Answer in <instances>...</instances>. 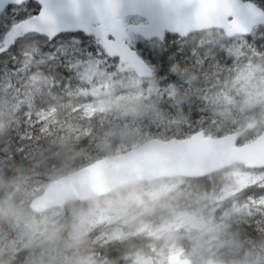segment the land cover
Returning a JSON list of instances; mask_svg holds the SVG:
<instances>
[{
  "label": "trees",
  "instance_id": "1",
  "mask_svg": "<svg viewBox=\"0 0 264 264\" xmlns=\"http://www.w3.org/2000/svg\"><path fill=\"white\" fill-rule=\"evenodd\" d=\"M250 1L264 9V0ZM37 7L28 3L17 20L35 14ZM0 19L4 24L6 18ZM69 37L82 42L65 46L60 38L55 39L51 42L56 47L52 56H48L50 44L39 36H33L36 44L24 50L15 45L6 53L0 52V174L5 182L23 184L30 194L39 195L50 181L152 138L185 139L200 130L220 137L256 122L239 139L245 143L264 129V104L254 108L242 104L246 95L260 94L261 81L254 74L238 81L237 89L226 96L208 95L191 80L205 71L215 73L220 83L229 82L247 74L250 63L264 67V26L248 36L218 42L205 36L198 44L199 38L176 45L175 39L165 37L150 41L140 54L135 46L151 66V78H138L126 65L109 58L94 39ZM233 43L235 50H231ZM24 55L29 59L26 64L21 60ZM37 73L41 80L32 85L31 77ZM133 106L140 109L138 114L130 113ZM125 127L137 130L141 140L122 142L108 136L110 129ZM103 141H110L114 151L102 149ZM231 170L264 172L234 165L202 178L142 181L135 191L146 204H153L155 199L149 194L164 182H180L159 198L169 204L168 208H137L132 218H119L106 206L97 209L90 219L100 214L111 217L90 228L83 254L90 264H135L134 255L149 257L152 247L161 241L136 229L143 224L159 228L183 214L219 223L222 244L212 248L213 254L207 252L200 260L202 264L207 259L225 264H264V177L222 199L224 190L237 187ZM2 198L5 194L0 191ZM82 204L88 207L87 202ZM55 211L56 218L67 219L66 208ZM115 230L121 233L110 238ZM19 248L15 233L0 231V260L23 264L29 253ZM204 251L185 249L183 253L193 264V257Z\"/></svg>",
  "mask_w": 264,
  "mask_h": 264
},
{
  "label": "water",
  "instance_id": "2",
  "mask_svg": "<svg viewBox=\"0 0 264 264\" xmlns=\"http://www.w3.org/2000/svg\"><path fill=\"white\" fill-rule=\"evenodd\" d=\"M27 1V0H23ZM40 11L23 21L10 26L3 35V44L14 45L22 35L37 33L49 40L65 33L82 32L93 36L111 58H118L138 77L150 78L151 67L125 42L127 32L144 40L162 39L166 33L185 37L203 29H221L227 37L249 35L254 27L264 26V10L251 1L244 0H118L120 27L111 38L113 30L102 21L96 12L94 0H80L79 13L72 11L69 0H33ZM22 2V3H23ZM21 4L16 0H0V13L8 5ZM47 8L53 24L40 22L39 14ZM138 16L146 21L139 25H125V18ZM222 137L206 136L198 131L190 137L162 141L151 139L127 152L104 157L73 173L49 182L40 195L47 196L48 189L57 186L71 187L76 183H90L98 190L106 188L108 169L127 168L138 176L161 178H202L210 173L243 164L246 168H264V130L254 140L237 145L247 129ZM149 181V180H145ZM181 252L167 256L166 264H191L181 257ZM205 264H225L209 259Z\"/></svg>",
  "mask_w": 264,
  "mask_h": 264
},
{
  "label": "clouds",
  "instance_id": "3",
  "mask_svg": "<svg viewBox=\"0 0 264 264\" xmlns=\"http://www.w3.org/2000/svg\"><path fill=\"white\" fill-rule=\"evenodd\" d=\"M242 104L254 108L257 104H264V96L259 93L246 95ZM129 111L138 114L140 109L133 106ZM108 136L132 143L142 138L137 130L126 127L110 129ZM101 147L109 153L114 151L110 141L101 142ZM67 154L65 146V156ZM106 178L104 190H98L90 183H76L67 188L57 186L48 189L47 196L41 197L35 192L30 194V190L18 181L5 182L0 174V191L5 194V198L0 199V231L15 233L20 242L18 251L29 253L23 264H90L88 256L83 253L88 247L90 217L100 207L106 206L127 218H132L137 208L151 211L155 206L169 207L160 199L146 204L135 191L143 180L150 181V176L141 177L121 168L108 169ZM39 191H45V188ZM82 202H87L86 209ZM64 208L68 211L67 219L56 218L58 213L55 210ZM235 243L238 248L240 241ZM37 248L39 252H36ZM0 264H5V261L0 260Z\"/></svg>",
  "mask_w": 264,
  "mask_h": 264
},
{
  "label": "rangeland",
  "instance_id": "4",
  "mask_svg": "<svg viewBox=\"0 0 264 264\" xmlns=\"http://www.w3.org/2000/svg\"><path fill=\"white\" fill-rule=\"evenodd\" d=\"M21 11V8H11L9 12L3 16L6 18L4 20V24H2L3 20L0 19V52L6 53L8 51V48L3 46L1 43L2 35L10 24L17 21L18 17L22 14ZM205 36L210 39L216 40L217 42L219 39L225 38V34L222 30L214 29L199 36V39L197 40L196 44H198L202 39L204 40ZM60 40L62 44H65V46H68L69 44L74 45L77 44V42H82L79 39H73L72 37L68 36L62 37L60 38ZM127 42L128 45L132 46L134 49L136 46L138 53L139 50L145 51V49L150 45V43H152L148 41H143L137 37L132 36L128 39ZM174 43L176 45H179V43L182 45L188 43V41H180L175 39ZM35 44L36 43L33 39V35H26L17 44V47H19L21 50H24L27 47H31ZM49 44L50 48H48V56H52L54 54L53 51L56 47H54L51 43ZM235 48L236 44L234 45L233 43L231 50H235ZM21 60L25 64L29 61L26 55L22 56ZM246 68H248L246 70L247 74L242 75L240 77H236L229 82L225 80L220 83L218 78L215 77V73L210 75L209 72L205 71H202V73L197 74V76H193L191 80L193 81V83H195L194 87L204 89V91H206L208 95H216L220 93L221 96H226L232 89L233 91L237 89L236 84L238 81L248 76L249 74H254L255 79L261 81L260 96H264V67L258 64L250 63L248 64V66H246ZM204 76L207 77L203 78ZM40 80L41 76H39V73L34 74L31 77V84L35 85ZM262 122L264 123V117ZM231 172L233 173V175H235L237 187L236 190L233 191L227 189L224 190L222 194V199L229 197L234 192L244 188L248 184L260 181L264 177L263 171H258L257 173H240L235 170H231ZM179 182L180 181H173L170 183L164 182L159 188L155 189L149 194V198H151L152 200L159 199L162 194L177 186ZM110 217L111 216L109 214H100L90 219V228L96 226L99 223L108 221ZM122 217L124 216H121L119 218ZM218 225L219 223H213L212 219H204L200 217H193L192 215L183 214L177 216L173 221L159 228H152L151 226L145 224L140 225V227L136 229L137 231L144 232L145 234L158 238L161 241L159 242V245L152 247V254L149 257H145L139 254L134 255L133 257L135 258V264H166V257L168 254H173L178 251H182L183 253L185 249H192L193 251L198 250V248H202L205 251L202 254L195 255L193 257V264H202L204 261L201 263L200 260H202L203 257L206 256L205 254L207 252L213 254L214 252L212 248L218 244H222V241L219 240V230L217 228ZM120 233L121 231L115 230L113 233L110 234L109 237L115 238ZM162 233H167V235H162ZM183 255L184 257L189 258L184 253Z\"/></svg>",
  "mask_w": 264,
  "mask_h": 264
},
{
  "label": "snow or ice",
  "instance_id": "5",
  "mask_svg": "<svg viewBox=\"0 0 264 264\" xmlns=\"http://www.w3.org/2000/svg\"><path fill=\"white\" fill-rule=\"evenodd\" d=\"M23 0H16V3H22ZM70 7L73 12L79 13L80 10V0H69ZM94 6L98 17L107 22L108 26L113 30L110 33L105 35L111 38L116 34L117 29L120 27L118 9L119 3L118 0H94ZM40 22L43 24H53L52 17L47 12L45 7L39 14Z\"/></svg>",
  "mask_w": 264,
  "mask_h": 264
},
{
  "label": "flooded vegetation",
  "instance_id": "6",
  "mask_svg": "<svg viewBox=\"0 0 264 264\" xmlns=\"http://www.w3.org/2000/svg\"><path fill=\"white\" fill-rule=\"evenodd\" d=\"M25 4H27V2L24 3V4H22V5H19V6H20V7H23ZM139 23H140V22H138L137 24H139ZM204 33H205L204 30H202V31H198V32H196V33H194V34H192V35L186 36L185 38H182V39H179L180 36H178V35H174V34H167V35H169V37H171V39H177V40L189 41V40H191V39H195V40H197V39L199 38V36L203 35ZM75 35H81V33H77V34H75Z\"/></svg>",
  "mask_w": 264,
  "mask_h": 264
},
{
  "label": "bare ground",
  "instance_id": "7",
  "mask_svg": "<svg viewBox=\"0 0 264 264\" xmlns=\"http://www.w3.org/2000/svg\"><path fill=\"white\" fill-rule=\"evenodd\" d=\"M28 6V5H27ZM33 7V6H32ZM34 9V8H33ZM29 10V9H28ZM55 42V41H54ZM46 43V42H45ZM14 47V46H13Z\"/></svg>",
  "mask_w": 264,
  "mask_h": 264
}]
</instances>
